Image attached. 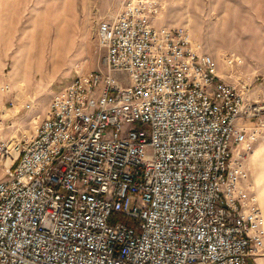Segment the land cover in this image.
<instances>
[{"label": "built area", "instance_id": "built-area-1", "mask_svg": "<svg viewBox=\"0 0 264 264\" xmlns=\"http://www.w3.org/2000/svg\"><path fill=\"white\" fill-rule=\"evenodd\" d=\"M157 11L127 0L101 18L105 69L76 65L33 133L0 138V264H247L263 249L242 177L264 107L229 80L242 58L222 71Z\"/></svg>", "mask_w": 264, "mask_h": 264}, {"label": "rangeland", "instance_id": "rangeland-1", "mask_svg": "<svg viewBox=\"0 0 264 264\" xmlns=\"http://www.w3.org/2000/svg\"><path fill=\"white\" fill-rule=\"evenodd\" d=\"M155 1L158 11L154 24L185 27L203 51L217 58L222 71L229 70L227 54L242 58L229 80L236 85L246 84L248 95L264 107V0ZM126 2L0 0V80L11 86L10 91L3 90L0 96L1 103L11 112L4 114L0 138L18 137L21 130L33 133L37 116L42 118L53 93L72 79L76 65L85 70L105 69V50L98 41L97 22L118 13ZM56 14L61 17L60 27H68L73 42L68 48L60 45L52 58L41 61L31 42L34 37L55 38L59 32L54 21ZM23 54V67L16 73L17 57ZM114 74L123 82H129L125 71L115 70ZM249 158L248 171L242 181H250L257 192L256 177L260 197H263L264 132ZM2 172L0 166V176ZM258 199L260 203L259 196Z\"/></svg>", "mask_w": 264, "mask_h": 264}, {"label": "crops", "instance_id": "crops-1", "mask_svg": "<svg viewBox=\"0 0 264 264\" xmlns=\"http://www.w3.org/2000/svg\"><path fill=\"white\" fill-rule=\"evenodd\" d=\"M59 15L60 14H56V16H54V21L57 22V24H58L57 26L59 27L57 29L59 32L56 33V36L54 39H49L48 37H45V38L34 37L33 41L31 42V46H33V48H35L34 50L37 51L36 54L40 58L41 61H45L48 58L49 59L52 58L53 57L52 55L54 54L56 48H58L60 45H63L66 48H68V46H70L71 42H73V39H71L72 36H71V33H70L68 27H60L61 17ZM61 29H63V30H61ZM50 46H52V47H50ZM49 55H51V56L48 57ZM24 56L25 55L23 54L22 56L19 55L17 57L16 63H15V72L16 73H18L20 71V68L23 67L22 57H24ZM23 84H24V81L19 83V85H21V86ZM4 86H5V83L0 80V96L4 90L3 89ZM7 86L9 87V90H11V86H9V85H7ZM1 100H2V98L0 97V102H1ZM9 113H11L10 110H9ZM250 166H251V160H250ZM247 171H248V169H247ZM247 171H246V174H247ZM250 175L252 176L253 174L251 173ZM248 182L250 184V181H247V182H245V180L243 181V183H245V184H247ZM255 183L257 185L258 196L260 198V203H261V206H262L263 212H264V194L262 192L263 197H260L259 187L257 184L256 177H255ZM247 264H264V247L257 254L251 255L248 259Z\"/></svg>", "mask_w": 264, "mask_h": 264}, {"label": "bare ground", "instance_id": "bare-ground-1", "mask_svg": "<svg viewBox=\"0 0 264 264\" xmlns=\"http://www.w3.org/2000/svg\"><path fill=\"white\" fill-rule=\"evenodd\" d=\"M81 70H83V71H85V69H83L82 67H81ZM1 103V102H0ZM6 111L7 112H9V109H6ZM6 111L4 112V114H6ZM16 137V136H15ZM19 137V136H18Z\"/></svg>", "mask_w": 264, "mask_h": 264}]
</instances>
